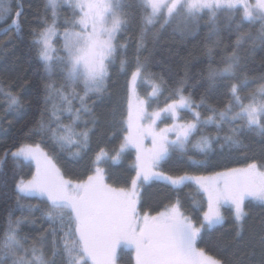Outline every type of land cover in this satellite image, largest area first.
I'll return each instance as SVG.
<instances>
[{
    "label": "snow or ice",
    "instance_id": "1",
    "mask_svg": "<svg viewBox=\"0 0 264 264\" xmlns=\"http://www.w3.org/2000/svg\"><path fill=\"white\" fill-rule=\"evenodd\" d=\"M12 4L13 0H0V21H10L5 31L21 29L23 9L17 5L14 10ZM63 6L71 9L72 18L64 22L63 42L58 51L53 40L60 35L57 11ZM45 7L51 10L52 18L50 22L46 20L42 31L34 36L33 47L45 72L49 76L59 73L64 82L59 87L53 83L45 85L46 101L51 102L55 97L61 103H52L54 123L42 121L36 133L47 130L61 150L75 146L78 149L73 153L75 156L88 146L90 138L88 121H84L82 131L76 130L82 116L92 115L87 101L90 96L99 97L106 92L109 68L118 58L121 71L127 70V58L119 51L126 49L127 44L120 43L118 37L127 30L136 13H142L135 68L129 82L127 134L115 156L108 157L101 149L93 162L94 172L82 181L65 179L39 144L24 143L11 153L16 161L35 165L31 179L21 180L17 190L21 196L45 199L47 207L43 215L54 227L50 242L48 237L41 236L29 245L28 237L20 235L22 221L10 220L0 236V264H119L122 248L131 249L134 264H224L222 259L199 247V242L204 234L224 223L222 208L225 206L233 212L237 235L243 231L248 215L245 202L251 200L264 205V165L252 162L212 176H172L159 169L172 153H187L192 138L202 128L213 126L216 131L215 137L200 135L193 144L204 155L212 151L214 142L221 149L240 148L245 130L264 136V77L245 103L241 91L249 86V81L246 75L240 78L243 66L238 54L245 36L264 45V0L254 3L250 0H46ZM241 9L242 16L237 21L235 14ZM221 14L227 18L229 27L235 24L237 31L244 22L260 23L257 36L239 35L223 67L209 70L210 86L218 79L230 81L229 103L222 109L210 107L211 115L201 118L199 111H192L193 101L183 94V87H178L174 92L177 98L171 103L149 111L150 104L162 94V86L151 79L140 57L150 26L160 20L163 21L161 27L180 20L187 31L207 15L212 31L217 32ZM138 81L151 84V92L145 98L137 92ZM5 95L10 108L20 106L19 96L10 91ZM74 100L79 101V107L73 106ZM204 103L202 97L201 105ZM182 110L192 112L190 121L179 122ZM61 111L71 114V123L64 124L60 120ZM162 118H171L173 123L158 128L157 122ZM170 134L175 138L170 139ZM149 138L151 147L146 148L144 141ZM128 148L136 151V175L130 188L114 187L106 182L100 165L107 159L118 162L121 153ZM7 155L0 158V166ZM192 163L201 162L192 160ZM152 181L163 182L174 191L194 183L206 197L207 209L201 208L202 217L197 222L184 212L177 198L155 215L141 213L140 188ZM57 223L62 235L55 228ZM261 244L264 245V236Z\"/></svg>",
    "mask_w": 264,
    "mask_h": 264
},
{
    "label": "trees",
    "instance_id": "2",
    "mask_svg": "<svg viewBox=\"0 0 264 264\" xmlns=\"http://www.w3.org/2000/svg\"><path fill=\"white\" fill-rule=\"evenodd\" d=\"M254 3L255 0H250ZM17 5L23 9L20 17L19 31H5L10 21H0V158L8 153L5 163L0 166V236L8 228L9 221L21 220L20 235L27 236L30 245L41 236L51 240L53 224L43 215L47 204L34 198L19 196L17 184L21 180H28L33 172V163L16 161L11 153L24 143L39 144L48 153L65 179L72 181L86 180L94 172V160L101 151L108 157H113L120 150L127 134V113L129 82L131 72L135 68L137 55V40L141 31L142 13L137 12L135 19L127 26V30L118 37L120 43H126V49H120L121 56H126L128 65L126 71H121L119 58L109 68L107 90L101 96H90L87 101L92 109V115H84L76 125L77 131L84 129V121H88L90 138L88 146L80 150L78 156L73 155L78 149L61 150L51 138L47 130L36 133L40 123L52 121V103L61 102L53 97V101H46L45 85L53 83L59 87L64 81L59 73L49 76L45 72L42 61L37 57L33 47L34 36L42 31L45 21H51L52 13L46 9V0H13V9ZM242 9L235 14L239 21ZM59 21V36L54 40L55 48L59 51L62 46V33L65 20H71L72 12L67 6L57 11ZM163 21L150 26L144 48L140 51L141 61L145 64L151 79L162 86L159 102L175 97L178 87H183V94L193 101V110L201 113V118L211 115L210 107L224 108L231 96L228 92L230 81L218 79L214 86H210L208 73L210 68L223 67V62L233 51L235 41L241 34L250 33L257 36L260 28L259 21L254 24L244 22L239 31L235 24H227V18L221 14L218 18V31L213 32L204 15L198 23L194 22L191 30H184L180 20L161 27ZM179 25V27H178ZM211 49V52L209 50ZM242 58L243 73L249 86L241 91L245 98L255 91L264 77V45L247 39L238 50ZM237 82V81H231ZM139 88L143 98L147 97L150 89ZM79 90V89H78ZM12 92L20 97L19 107H9L5 93ZM82 94V93H81ZM205 103L201 105V98ZM176 98V97H175ZM74 107H79V101H73ZM198 106V107H197ZM60 120L64 124L71 123V114L60 112ZM93 120L95 123L93 124ZM227 131V125L225 126ZM200 135L215 137L213 126L202 128L192 138L187 153H172L162 163L160 171L167 175L178 176H209L228 168H242L256 162L264 165V136L256 132L245 130L241 136L240 148L221 149L218 143L207 155L193 147ZM222 135V134H221ZM192 160L200 161L193 164ZM135 152L126 150L120 155L118 162L111 159L101 163L106 182L114 187L130 188L131 181L136 175L134 167ZM179 198L184 212L197 222L202 217V211L207 209L206 197L191 183L174 191L163 182L152 181L140 188L139 210L155 215ZM195 202V204H194ZM248 213L243 225V231L237 235L238 228L230 208L223 210L224 223L217 226L210 233L203 236L199 247L214 257L222 259L224 264H261L264 261V205L248 200L245 202ZM55 228L60 235V225ZM120 264H134L132 251L122 248L119 253Z\"/></svg>",
    "mask_w": 264,
    "mask_h": 264
},
{
    "label": "rangeland",
    "instance_id": "3",
    "mask_svg": "<svg viewBox=\"0 0 264 264\" xmlns=\"http://www.w3.org/2000/svg\"><path fill=\"white\" fill-rule=\"evenodd\" d=\"M55 40V39H54ZM54 40H53V46L55 47V45H54ZM141 83H144V86H146L147 88H149L150 90L149 91H147V92H151V84L150 83H146V82H143V81H138L137 82V92H138V94L140 95V97L141 98H143L142 96H141V94H140V91H139V88H140V86L142 85ZM160 97H161V95L154 101V102H152L151 104H150V106H149V111H152V110H156V109H158V108H164L165 106H166V104L167 103H171L172 102V100L173 99H175V97H171L170 96V98H167L165 101H163V102H159V100H160ZM177 98V97H176ZM193 112H195V111H193ZM192 119V112H189V111H187V110H182L181 112H180V121L179 122H185V121H190ZM173 123V120L171 119V118H162L160 121H158L157 122V126H158V128H164V127H166V126H171V124ZM169 138L170 139H174L175 138V136H174V134H170L169 135ZM144 145H145V147L146 148H150L151 147V139L149 138V139H147V140H145L144 141ZM42 149V148H41ZM43 150V149H42ZM126 150H133L134 152H135V157H136V151H135V149H133V148H128V149H126ZM125 150V151H126ZM44 151V150H43ZM21 162H23V163H27L28 164V162H25V161H23V160H20ZM160 170V169H159ZM35 173V165H34V169H33V172H32V175ZM32 175H31V177H32ZM214 175V174H213ZM209 176H212V175H209ZM31 177L29 178V179H31ZM28 179V180H29ZM24 181H27V180H24ZM191 184H193V185H195L194 183H191ZM196 186V185H195ZM197 187V186H196ZM19 193V192H18ZM202 193V192H201ZM19 196H21L20 194H19ZM21 197H24V198H34V199H37L38 201H40V202H44V203H46V200L45 199H43V198H41V197H39V196H21ZM225 208H229L228 206H225L224 208H222V213H223V210L225 209ZM127 250H129V249H127ZM131 251V250H130ZM119 253H120V251H119ZM132 254H133V257H134V253L132 252ZM120 264V263H119Z\"/></svg>",
    "mask_w": 264,
    "mask_h": 264
},
{
    "label": "flooded vegetation",
    "instance_id": "4",
    "mask_svg": "<svg viewBox=\"0 0 264 264\" xmlns=\"http://www.w3.org/2000/svg\"><path fill=\"white\" fill-rule=\"evenodd\" d=\"M129 250H131V249H129Z\"/></svg>",
    "mask_w": 264,
    "mask_h": 264
}]
</instances>
